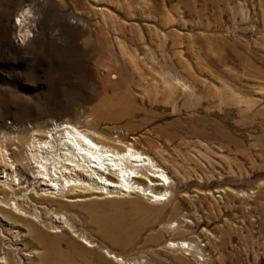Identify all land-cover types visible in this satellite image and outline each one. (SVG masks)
Here are the masks:
<instances>
[{
  "label": "rangeland",
  "instance_id": "rangeland-1",
  "mask_svg": "<svg viewBox=\"0 0 264 264\" xmlns=\"http://www.w3.org/2000/svg\"><path fill=\"white\" fill-rule=\"evenodd\" d=\"M56 123L145 147L172 198L20 189L0 264H264V0H0V151Z\"/></svg>",
  "mask_w": 264,
  "mask_h": 264
},
{
  "label": "bare ground",
  "instance_id": "bare-ground-1",
  "mask_svg": "<svg viewBox=\"0 0 264 264\" xmlns=\"http://www.w3.org/2000/svg\"><path fill=\"white\" fill-rule=\"evenodd\" d=\"M23 35L22 41L29 36V33ZM164 81L168 82L167 79ZM175 81L181 84L180 80L175 79ZM65 125L52 124L50 125L52 128L46 126L47 130L44 127H37L28 142L29 152L25 158L15 155V159L10 162L5 155L8 154L5 150L8 148L2 143L4 149L0 151L2 155L0 160L8 164V167L5 166L2 178H6L4 181V187L8 190L6 192L12 195L4 192L0 204L5 203L9 206L8 198L16 200L15 197L19 198L16 193L20 189H29L32 186L34 188L36 185L46 187L36 193L37 199L52 202L62 200V204L86 202V198L105 200L136 195L149 204L158 205L172 198V196L167 197L171 178L167 171L150 157L149 152L143 150L146 149L145 147L140 149L135 145L119 144L116 141L112 143L106 138H101L96 130L90 132L82 126L77 128L76 124L74 126L77 127H71V123ZM18 139V137L14 138L19 143ZM17 165L23 168L20 174ZM7 170H12V173L9 174ZM19 175L23 178L22 181L18 178ZM12 182L16 184L19 182L17 185L14 184L19 186L18 189L11 187ZM146 192H149V197L153 198L155 203L147 200ZM85 195L90 196L85 197ZM15 203L17 208L27 211L30 209L22 207L17 201ZM52 210L57 216L62 215L59 210ZM65 223H69L68 218ZM55 229L58 232L62 231L58 226H55ZM190 243L182 240V242H172V246L179 249H195ZM111 258L124 261L115 255Z\"/></svg>",
  "mask_w": 264,
  "mask_h": 264
}]
</instances>
